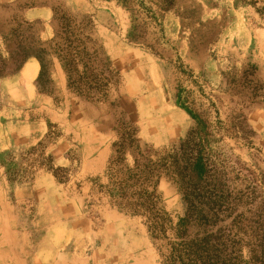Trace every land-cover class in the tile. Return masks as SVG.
<instances>
[{"label":"rangeland","instance_id":"rangeland-1","mask_svg":"<svg viewBox=\"0 0 264 264\" xmlns=\"http://www.w3.org/2000/svg\"><path fill=\"white\" fill-rule=\"evenodd\" d=\"M23 21L31 24V30L23 26L22 35H13ZM56 34L57 46H48L50 55L44 57L37 89L58 107L70 98L78 111L71 114L77 118L74 134L86 140L91 137V143L76 141L78 147L68 153L71 169L55 168L47 154L49 143L63 135L57 126L35 147L16 151L1 144L0 198L11 196L12 184L35 180L40 166L62 184L72 180L80 167V149L86 145L91 152L108 133L111 152L107 169L90 178V183L102 204L119 211L108 194V173L114 145L128 133L125 123L130 124L143 149L162 156L178 148L195 127L184 104L189 99L192 107L209 109L214 121L218 116L224 128L218 137L221 142L211 146L216 149L219 145L222 151L220 163L228 172L233 211L227 222H218L210 233L232 224L234 232L230 230L239 234L237 241H241L236 247L242 248L241 264H247L249 236L260 235L264 223V14L238 0H0L2 118L12 120L18 98L9 95L17 86L16 81H10L20 72L12 74L11 49L19 42L30 43L33 37L50 44ZM56 51L69 58L75 88L83 97L69 89L68 74ZM56 65L64 71L68 92H60ZM4 127L0 134L6 136ZM127 163L133 165L131 155ZM157 192L160 207L176 225L185 217L179 189L162 177ZM96 201L87 204L86 213L97 230L102 219ZM33 207L29 205L25 212L21 206L15 208L20 214L19 227L28 231V219L35 218ZM119 212L133 225L111 230L109 240L127 244L136 226L148 238L156 264H178L167 260L172 252L170 243L177 242L173 233L167 241L155 239L143 219ZM198 231L192 228L190 236ZM36 240L31 238L32 244ZM117 255L110 253L108 260L110 256L111 260H126L120 259L122 253ZM35 258L32 255L28 262H37Z\"/></svg>","mask_w":264,"mask_h":264},{"label":"crops","instance_id":"crops-1","mask_svg":"<svg viewBox=\"0 0 264 264\" xmlns=\"http://www.w3.org/2000/svg\"><path fill=\"white\" fill-rule=\"evenodd\" d=\"M40 72V62L33 58L10 81H16L17 86L9 95L18 98L10 122L0 114V132L3 126H6L3 132L8 130L6 136L0 134V146L5 144V148L18 149L16 151L35 147L46 140L52 126H57L63 130V135L49 143L47 154L55 168L71 169L73 162L68 153L78 147V139L82 140L81 145H87V142L91 143V137L86 140L74 134L77 118L71 114L78 111L70 98L66 97L58 107L47 95L39 93ZM57 80L60 92H68L60 65H56ZM89 124L92 126L91 122ZM104 134L96 142L100 144L96 149L90 152L86 145L80 149V167L72 174V180L62 184L54 173L40 166L35 180L12 184L11 196L0 198V222H5L0 223V264H156L142 229L134 226L127 244L109 240L111 230H123L120 227L132 222L94 196L90 178L104 173L111 152V145H107L108 133ZM6 185L9 187L8 183ZM93 200L100 202L98 214L102 227L97 230L93 229V220L86 213L87 204ZM29 205H34L35 218L28 219L31 223L28 231L19 227L22 226L18 223L20 214L15 208L21 206L25 212ZM34 236L37 239L35 245L31 241ZM113 252L116 255L122 253L120 259L126 257V260H111L112 256L108 260L107 256ZM32 255L36 256L37 262H28ZM132 255L136 257L131 259Z\"/></svg>","mask_w":264,"mask_h":264},{"label":"trees","instance_id":"trees-1","mask_svg":"<svg viewBox=\"0 0 264 264\" xmlns=\"http://www.w3.org/2000/svg\"><path fill=\"white\" fill-rule=\"evenodd\" d=\"M238 1L264 14V0ZM55 20H58L57 16ZM23 26L31 30V24L23 21L12 34L22 35ZM32 39L30 43L19 42L11 49L10 63L13 74L21 71L30 59H37L41 66L40 84L44 57L50 55V46H57L58 36L56 34L50 44L34 37ZM56 55L68 74L69 89L83 97L82 92L75 88L69 58L62 57L57 51ZM184 104L195 120V127L178 148L162 156L147 148L143 149L133 129L128 126L130 124L125 123L128 133L114 145V156L109 162L108 194L119 211L143 219L153 238L167 241L169 233H173L177 242L170 243L172 252L167 260L178 264H241L242 248L236 250L241 241H237L240 237L233 233V225L223 226L217 233H210V228L218 222H227L233 211L228 172L220 163L222 151L219 145L216 149L211 146L221 142L218 137L224 130L223 122L218 116L214 121L209 109L192 107L194 103L189 99L184 100ZM239 117L245 120L244 114ZM129 155L133 158L132 166L127 163ZM162 177L169 178L177 186L185 207V217L174 226L160 207L161 198L157 190ZM192 228L199 229L193 238L190 236ZM249 239L247 264H264V223L261 225V234L249 236Z\"/></svg>","mask_w":264,"mask_h":264}]
</instances>
